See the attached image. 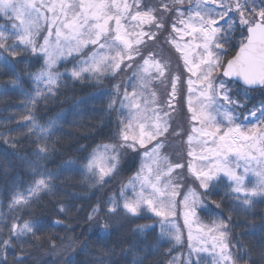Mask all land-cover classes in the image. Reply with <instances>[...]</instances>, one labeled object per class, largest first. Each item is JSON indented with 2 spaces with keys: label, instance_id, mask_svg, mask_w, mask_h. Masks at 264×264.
<instances>
[{
  "label": "snow or ice",
  "instance_id": "6c2138e0",
  "mask_svg": "<svg viewBox=\"0 0 264 264\" xmlns=\"http://www.w3.org/2000/svg\"><path fill=\"white\" fill-rule=\"evenodd\" d=\"M0 18L7 21L0 26V70L9 75L7 84L11 86L0 92L12 90L24 97V107L30 114L23 116L22 122L28 126L26 136L35 137L31 141L34 159L21 157L33 179L24 189L13 185L7 194V212L0 211V264H9V250L14 252L11 264H40L34 253L42 243L45 223L33 214V205H39L44 196L57 197L61 184L102 188L107 179L117 174L125 155H141L139 170L121 185L118 194L108 196L103 204L93 205L88 220L107 232L113 226H121L124 218L137 217L147 208L160 218L157 243L166 239L182 244L181 228L170 218L177 215L180 187L173 182V172L183 165L172 164L161 154L165 147L162 138L170 129L171 111L157 103L156 92L151 89L153 81L163 83L170 76L171 99L166 107L174 110L171 100L177 96L181 75L172 74L169 62L157 59L155 52H142L165 32L166 42L174 46L190 74L187 155L205 162L203 167H196L191 161L188 164L203 190L189 188L182 201L188 252L186 257L173 256L167 264H205L204 254L211 256V264H264V248L257 260L250 254L251 249L241 251L242 240L236 238L233 243L229 223L221 219L202 224L195 212L203 198L210 197L225 179L222 200L228 199L233 211L247 212L256 198L264 200V101L252 109L247 105L249 91L256 87L264 90V0H0ZM43 31L47 35L41 42ZM237 36L239 40L233 44ZM232 48L238 50L225 59L221 53ZM25 54L42 56L43 65L31 72L25 63L18 71L17 64ZM67 57H72L73 67L57 71V63ZM137 58L140 63H135ZM133 68L123 92L117 84L109 96L108 109L120 113L116 131L110 137L112 142L98 144L90 152L81 146L79 158L62 161L55 171L43 167L41 161L56 152L58 141L51 145L48 141L59 129L56 120L46 124L37 120L33 110L38 102L55 98L65 76L73 81H83L87 76L99 83L110 74ZM21 72L33 85L31 91L25 90ZM232 77L242 81L237 92H243V102L229 87L232 81L225 79ZM249 118L255 119L256 124L246 128L243 122ZM12 147L15 149L16 143ZM65 173H78L82 179L73 185L71 176ZM249 174L255 177L254 182ZM54 203L59 205V212L68 211L62 200ZM212 203L221 206L215 200ZM231 219L229 216L228 221ZM152 227L137 225L133 231L143 233ZM49 244L56 249L51 238ZM135 247L133 244L128 251ZM172 251L174 248H169L166 255ZM133 264H143V260L136 257Z\"/></svg>",
  "mask_w": 264,
  "mask_h": 264
},
{
  "label": "trees",
  "instance_id": "16d2710c",
  "mask_svg": "<svg viewBox=\"0 0 264 264\" xmlns=\"http://www.w3.org/2000/svg\"><path fill=\"white\" fill-rule=\"evenodd\" d=\"M155 2L156 0H149V3ZM1 23L5 24L7 21L0 18ZM166 34L167 32L159 37L158 41L161 43L155 41L162 45V49L169 47V43L165 40ZM238 40L239 36L233 44H236ZM236 49L232 48L222 55L227 59L235 53ZM25 63L29 65L27 71L35 72L43 65V57L35 58L25 54L23 60L17 64V70L23 69ZM73 63L72 57L61 59L56 65V70L64 72L65 69H71ZM174 66L175 69L180 70L178 62H174ZM129 71L131 69L110 74L99 83L87 76L83 81H73L65 76L63 77L65 83L62 84L55 98L50 97L38 102L33 110L37 120L42 124H46L49 120H56L59 129L52 140L48 141L49 145L58 141L55 143L56 152L48 159L41 161L43 167L55 171L62 161L79 158L82 154L79 150L81 146L90 152L96 145L111 141L110 137L116 131L119 114L117 110L108 109L109 96L114 93V86L117 84L121 86L122 93V81L121 79L116 81V76L128 75ZM21 77L25 90L31 91L33 85L23 72ZM8 80L9 75L0 70V89L11 88L7 84ZM230 80L232 83L229 87L233 88L234 95H238L243 102L245 100L243 92H237V87L241 84L233 79ZM261 101H264V90L257 87L249 91L248 109L259 106ZM23 102L24 97L16 91L0 92V211L4 212H7V194L12 186L17 185L24 189L33 179L31 169L26 167L24 160L21 159L24 155L34 159L31 154L34 145L31 141L35 139V137L26 136L28 126L22 122V117L30 113L25 109ZM118 107L119 104L116 108ZM182 112L185 113L184 108ZM252 121L256 122L255 119L249 118L243 123L250 124ZM237 122L241 121L237 120ZM12 143H16L15 149ZM122 159L123 162L117 174L111 179L106 178L107 183L102 188L99 186L91 189L80 186L67 187L61 184L57 197L44 196L39 205H33V214L40 216L45 223L41 234L42 243L34 253L40 264H133L136 257L141 258L143 264H167L175 256L177 248L174 242L169 243L165 239L157 243L160 228L154 222L152 215L145 210L137 217L124 218L121 226H113L107 232L101 231L94 221L88 220L92 206L97 203L103 204L108 196L118 194L125 179H128L137 168L139 155H125ZM64 175L71 176L73 185H78L82 179L78 173ZM226 183L225 179L213 190L210 197H204L206 201L198 207V216L205 222L222 219L229 223L233 243L236 238L242 240L244 247L241 251L251 249L250 254L258 260L259 252L261 248H264V200L256 198V203L247 212L233 211V205L229 200L226 198L222 200ZM71 193L77 195L73 196ZM56 199L62 200L68 211L59 212V205L54 203ZM213 200L221 206L216 207L212 203ZM229 216L232 217L230 222ZM55 220H61L63 223L54 225L52 221ZM144 224L153 225V227L146 229L143 233L133 231L137 225ZM49 238L57 245L56 249L50 248ZM133 244L136 247L128 251ZM169 248H174V251L171 255H166ZM13 255L14 252L9 250V264Z\"/></svg>",
  "mask_w": 264,
  "mask_h": 264
},
{
  "label": "rangeland",
  "instance_id": "374dc122",
  "mask_svg": "<svg viewBox=\"0 0 264 264\" xmlns=\"http://www.w3.org/2000/svg\"><path fill=\"white\" fill-rule=\"evenodd\" d=\"M6 25L1 23L0 26ZM43 35H47L46 31L42 32L41 36V42L43 41ZM167 36V34H166ZM188 38L185 37V41ZM54 40V38H53ZM158 41V40H157ZM161 43V41H158ZM183 43L184 41H180ZM157 47V48H155ZM91 49H89V52ZM147 51H152L157 54V59H161L164 61H168L170 64L171 72L172 74H180L181 75V82L179 83L180 85L177 86L178 92L177 96L174 100H171V103L174 105V110H169L167 109V104L169 103L171 97V77L169 76L167 80H165L163 83L159 80H155L151 84V89L156 92V98H157V103L165 108V110L171 111V118L169 120L170 124V129L169 132L165 134V137L162 139H165V147L161 150V154L164 156H167L169 161L172 164H181L183 165L182 168L180 169H175L173 172V182L177 183L179 187V192L178 195L176 196V201H177V215L174 218H170L174 220V222L180 226L181 232H182V244L176 245V254L175 256H180L181 254H184L186 257V254L188 252V240H187V235H188V229L184 225V218H183V198L184 194L188 192L189 188L196 189L198 192H202L203 190L199 188V181L195 178L193 173L189 170L188 164L191 161L194 166L196 167H203L204 163L203 161H200L198 158H193L189 157L187 155L188 152V146H187V133L190 131L191 124L189 122V117L190 113L188 111V104H187V99H188V88H187V79L189 78V75L186 72V69L183 67V62L182 60L179 59V53L176 52L175 48L173 45L169 44V47H166L162 49V45L154 42L153 44L150 42L146 45V50L142 49V52L144 55H147ZM222 55V53H221ZM141 61L139 58L135 61V63H140ZM174 62H178V67L180 70L175 69L174 67ZM128 70V69H126ZM133 69L129 71L128 75L120 74L116 76L117 80L121 79V84H122V90L124 89L125 86V81L128 80L129 77L132 76L133 74ZM192 79H195V77H192ZM182 89H184L182 91ZM128 91L131 92L132 89L131 87H128ZM123 92V91H122ZM180 92L182 94H180ZM181 95V96H180ZM196 104V96L193 95V105L195 106ZM182 108H184L185 113L182 112ZM119 109V107H118ZM120 115V113H118ZM126 115V112L123 113ZM186 118V119H185ZM218 120H220V117H217ZM240 123V122H237ZM256 122L254 123L253 121L250 124H245L246 128H251ZM228 125L226 122H224V128H227ZM246 128L244 130H246ZM181 133L180 135H176L175 133ZM112 141H107L103 143H111ZM155 143V142H153ZM102 144V143H101ZM150 147V145H149ZM197 152H199V148H197ZM234 155V154H233ZM123 159H121L120 165L122 164ZM142 160H141V155H139V160H138V166L134 171L131 173L128 179H125L124 184H127L130 178L134 177L135 173L139 170L141 166ZM186 166V167H184ZM117 178V177H116ZM249 178H251L254 182L255 177L249 174ZM163 179V178H162ZM163 186V185H161ZM137 190H139V183L136 185ZM128 195L131 196L132 192L131 190H128ZM206 200L203 198V204ZM202 204V205H203ZM201 205H197L195 208L196 212V218L202 223V224H211L212 222H205L201 219L200 216H198V207ZM146 212L150 213L154 219V222H156L160 228L159 224V217H156L154 213L150 212L147 208L144 209ZM197 225L194 223L193 224V232L195 234V229ZM205 257V264H211V256L208 254H204Z\"/></svg>",
  "mask_w": 264,
  "mask_h": 264
},
{
  "label": "water",
  "instance_id": "95a60500",
  "mask_svg": "<svg viewBox=\"0 0 264 264\" xmlns=\"http://www.w3.org/2000/svg\"><path fill=\"white\" fill-rule=\"evenodd\" d=\"M236 50H238V49H236ZM235 54V53H234ZM233 54V55H234ZM232 56V55H231ZM231 56L229 57V58H231ZM227 79H233V80H235V81H237L238 83H240L241 85H242V81H239V79L238 78H236V77H232V78H227ZM257 88V87H256Z\"/></svg>",
  "mask_w": 264,
  "mask_h": 264
}]
</instances>
